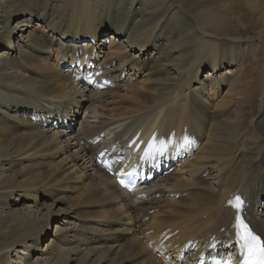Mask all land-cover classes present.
Here are the masks:
<instances>
[{
	"label": "bare ground",
	"instance_id": "6f19581e",
	"mask_svg": "<svg viewBox=\"0 0 264 264\" xmlns=\"http://www.w3.org/2000/svg\"><path fill=\"white\" fill-rule=\"evenodd\" d=\"M237 192L264 233V0H0V264L233 255Z\"/></svg>",
	"mask_w": 264,
	"mask_h": 264
},
{
	"label": "snow or ice",
	"instance_id": "6c2138e0",
	"mask_svg": "<svg viewBox=\"0 0 264 264\" xmlns=\"http://www.w3.org/2000/svg\"><path fill=\"white\" fill-rule=\"evenodd\" d=\"M183 143L185 145L189 144V138L184 137ZM156 145L157 142L153 141V143L149 145V149L151 150L155 146L156 151L163 152L164 150H166L167 141L161 140L158 142V146ZM109 170L111 169L109 168ZM121 183L124 182L121 181ZM125 186L127 187L128 185ZM233 206L237 209L233 227L236 230V237L240 248V255L243 257L241 264H264V239H262L264 233L258 235L255 231H253L250 223L242 214L244 201L239 196L235 197ZM216 264H231V262L217 261Z\"/></svg>",
	"mask_w": 264,
	"mask_h": 264
},
{
	"label": "rangeland",
	"instance_id": "374dc122",
	"mask_svg": "<svg viewBox=\"0 0 264 264\" xmlns=\"http://www.w3.org/2000/svg\"><path fill=\"white\" fill-rule=\"evenodd\" d=\"M37 22L36 21H34L33 22V24H36ZM26 27V25L23 27V28H25ZM110 34H111V30L109 29L106 33H105V36H107V38L110 36ZM55 58H53V60H54ZM225 92V90H223L222 91V94ZM81 115H83V113L81 114ZM127 220V219H126ZM125 220V221H126ZM65 226L66 225H63V224H60L58 227L59 228H61L62 230H65ZM55 230H56V226H54L53 228H52V232H55Z\"/></svg>",
	"mask_w": 264,
	"mask_h": 264
}]
</instances>
